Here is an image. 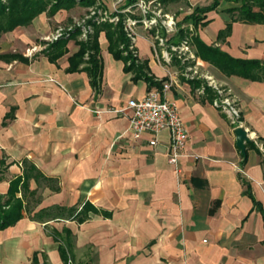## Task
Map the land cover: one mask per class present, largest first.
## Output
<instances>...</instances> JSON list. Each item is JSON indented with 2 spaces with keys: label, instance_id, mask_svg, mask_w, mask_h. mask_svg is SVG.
<instances>
[{
  "label": "crops",
  "instance_id": "1",
  "mask_svg": "<svg viewBox=\"0 0 264 264\" xmlns=\"http://www.w3.org/2000/svg\"><path fill=\"white\" fill-rule=\"evenodd\" d=\"M185 2L166 32L213 0ZM240 4L221 0L204 23L182 26L234 57L264 60V23L233 21L221 35L237 16L226 9ZM78 8L88 9L44 11L0 36V195L19 180L23 202L22 217L0 229V264H264V79L226 75L191 43V58L167 60L171 44L146 30L131 45L141 73L115 56L103 30L94 86L86 59L75 67L80 38L47 53ZM207 76L237 100L245 153L237 126L195 85H209ZM165 83L189 133L180 173L168 160L169 130L152 145L151 133L133 136L130 111L114 112Z\"/></svg>",
  "mask_w": 264,
  "mask_h": 264
},
{
  "label": "trees",
  "instance_id": "2",
  "mask_svg": "<svg viewBox=\"0 0 264 264\" xmlns=\"http://www.w3.org/2000/svg\"><path fill=\"white\" fill-rule=\"evenodd\" d=\"M98 0H7L4 2L0 0V36L7 31L13 30L19 25H28L33 19L40 13L46 11L49 15H53L60 9H71L76 5H82L91 7L97 3ZM139 0H124V2L113 12L109 14L112 17H119L115 22V19L109 21L108 19L96 21L94 19L88 20V24L93 30L88 32L89 40L83 41L79 39L80 44L79 51L75 54L73 60L75 67L86 59L88 66L86 70L89 72L92 83L94 86H98L102 76V58L101 49L99 46V33L105 31L109 40L110 49L118 58H123L129 63V68L136 67L139 72L142 73L144 64L137 62V56L134 54L131 45L133 39L128 36L126 30V22L129 16L133 14L123 13L125 8L133 7ZM163 4H167L170 1L176 0H160ZM221 0H213L208 6H197L193 12L186 15L183 19L177 22L178 31L169 40H172L173 44H179L184 38L188 37L190 29L183 27L184 23H191L194 27L205 22L208 12L212 10H218V6ZM240 1V5L226 9V11L235 13L237 16L227 22L226 28L221 32V35H225L230 32L233 21H243L249 23H264V0H237ZM100 7L106 10V5L101 1ZM258 7L259 9H255ZM98 13L96 12L95 15ZM104 16V15H102ZM79 28L69 37H59L49 44L47 53L52 55V52L59 50L57 53L64 51V46L70 38H76ZM155 32V29L152 30ZM163 35H166V31L163 29ZM178 37V40L176 38ZM189 43L196 48V54L202 59L207 60L214 64L226 75H240L251 79H264V60L261 59H243L237 58L222 50L219 47L206 44L197 34L193 33L192 37H189ZM159 42V41H157ZM174 61L180 60L174 56ZM197 87H204V94L210 99L217 97L216 90L212 89L204 80H194ZM162 90L163 84L159 86ZM19 185V180H15V183L10 188L9 196L4 197L0 195V229L5 228L15 223L23 215V202L20 198L16 197V191ZM218 205L216 201L211 210H214Z\"/></svg>",
  "mask_w": 264,
  "mask_h": 264
},
{
  "label": "built area",
  "instance_id": "3",
  "mask_svg": "<svg viewBox=\"0 0 264 264\" xmlns=\"http://www.w3.org/2000/svg\"><path fill=\"white\" fill-rule=\"evenodd\" d=\"M150 2L147 0H139L136 5L141 8L143 13L148 14L150 8ZM129 9V8H128ZM147 26L156 25L158 18L155 15L146 16L142 20ZM138 20L129 17L126 22V30L128 35L135 39L136 32L134 26ZM175 24L173 19H169L166 22V26L173 27ZM63 34V30H60L56 35L49 37L48 39H58ZM160 43H164V39L160 38ZM37 50L36 46L27 49V54L33 55ZM190 52L189 41L183 40L180 44H171L170 50H164L163 56L167 60H171L174 55H177L182 60L191 58L192 55H186ZM211 85L217 92L215 103L223 110V112L229 117L232 124L235 126H241V110L237 104V100L218 85L215 80L207 76ZM171 83L163 84L161 89H152L142 99L132 98L124 108L114 109L116 113H129V129L132 131L135 138H140L144 133H151L154 137L150 140L152 145L158 143L156 135L162 130H169L171 136L170 146L168 148V160L174 166L177 173L181 172L180 158L184 155V150L189 137V133L185 122L180 116V111L177 104L165 97V93L169 91Z\"/></svg>",
  "mask_w": 264,
  "mask_h": 264
},
{
  "label": "rangeland",
  "instance_id": "4",
  "mask_svg": "<svg viewBox=\"0 0 264 264\" xmlns=\"http://www.w3.org/2000/svg\"><path fill=\"white\" fill-rule=\"evenodd\" d=\"M3 1L6 2L7 0H3ZM101 1L106 5L107 7L106 10H103V8L100 7L99 2ZM123 2L124 0H98L96 4L91 5V7H88V9L78 8L76 10L77 19L74 22L72 21L73 23L72 27L66 25V22H67L66 20L63 21L64 29H63V34L60 37H69L73 31L75 32L77 28H79L76 38L83 39V41L87 42L89 40L88 32H91L93 30V28L89 26L88 20L94 19L96 21L102 22V20H105V19L106 20L108 19L109 21H112L113 19H115V22H116L119 19V17L117 16L112 17V15L109 13L115 11ZM150 8L151 9L146 15L143 13L141 8L138 7L136 4L131 8L130 6L125 8L124 10H122V12L126 14L131 13L134 15L132 16V18L138 20V22L134 26L135 32L139 33L143 30H146L147 34L150 36L152 41L160 42V38H163L164 39L163 44H165L166 46L168 44H173L172 40H169V39H171L176 34L175 32L177 31L166 32V35L164 36L163 29L167 27L165 24L167 20L170 19L171 16H173L175 20H177V17L181 16V13H183L185 9H187L185 0H176L170 4H163V3H159V1H155L153 3L151 2ZM96 12L98 13L97 15H95ZM149 15H155L158 18V23L156 25H152L150 29H146L145 28L146 24L142 20L145 19L146 16L148 17ZM187 26L188 25H186V27ZM173 27H175V24H173ZM153 29H155L154 33L151 32ZM188 29H190V27H188ZM193 33L194 31L192 29L189 30L188 35H187L188 37L184 38L183 40H189V37H192ZM136 38H138V43H140V40L142 38L139 37L138 35H136ZM54 40L47 41L48 45L52 43ZM176 40H178V37L176 38ZM161 60L163 59L161 58Z\"/></svg>",
  "mask_w": 264,
  "mask_h": 264
},
{
  "label": "water",
  "instance_id": "5",
  "mask_svg": "<svg viewBox=\"0 0 264 264\" xmlns=\"http://www.w3.org/2000/svg\"><path fill=\"white\" fill-rule=\"evenodd\" d=\"M236 138H237V145L241 149L243 153L246 150V141L248 140L247 131L244 127L238 126L236 127Z\"/></svg>",
  "mask_w": 264,
  "mask_h": 264
}]
</instances>
